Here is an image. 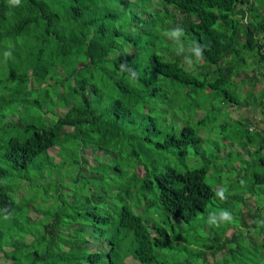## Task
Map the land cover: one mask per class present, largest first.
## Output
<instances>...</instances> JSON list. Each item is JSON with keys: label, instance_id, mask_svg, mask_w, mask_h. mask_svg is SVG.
Masks as SVG:
<instances>
[{"label": "trees", "instance_id": "obj_1", "mask_svg": "<svg viewBox=\"0 0 264 264\" xmlns=\"http://www.w3.org/2000/svg\"><path fill=\"white\" fill-rule=\"evenodd\" d=\"M147 1L0 0V225L9 217L23 229L7 240L0 230L11 264H41L54 244L71 264H166L155 250L170 235L150 210L189 221L216 194L211 167L264 165V0ZM177 26L183 51L163 35ZM190 41L205 46L199 63ZM125 62L138 78L120 70ZM217 130L228 150L218 139L206 154ZM128 144L135 164L123 161ZM88 146L111 156L106 167L84 171ZM152 147L172 148L178 166L160 167ZM190 147L201 166L188 168ZM252 176L251 186L264 183V172Z\"/></svg>", "mask_w": 264, "mask_h": 264}, {"label": "rangeland", "instance_id": "obj_2", "mask_svg": "<svg viewBox=\"0 0 264 264\" xmlns=\"http://www.w3.org/2000/svg\"><path fill=\"white\" fill-rule=\"evenodd\" d=\"M152 1H154V7H156L157 0ZM149 2L150 0H148L143 7L147 6ZM129 6L131 5H129L127 1L126 11L129 10ZM140 7L141 3L134 8V12L137 13L136 11ZM252 74V71H242V75L245 77L251 76ZM235 82H239V80L237 79ZM262 86V82L258 83V90H260ZM248 89V86H246L245 92L242 94L243 98L246 96L245 93ZM198 114L201 116L204 114V110L199 108ZM221 114L227 118V112L225 110L221 111ZM244 115L250 119H257L256 121H260L261 115L259 110L246 109ZM231 116H234V112L231 113ZM243 121L249 123L246 118H243ZM244 126V123L238 125L239 128H243ZM261 126H264V123H261ZM236 127H228L227 132L237 135V133H235ZM254 135L256 136V134ZM207 138V144L211 145L213 148L205 146L206 154H216L214 150L210 151L207 149H215V144L218 139H220L218 144L220 146L225 145L228 150L229 145L221 139L222 137L218 130ZM229 143L232 142L229 140ZM233 148L234 150L238 149L237 142L234 143ZM122 149L123 151L126 150L122 155L123 161L129 163L132 161V163L135 164L134 151L136 147L128 144L125 145V147L123 146ZM56 151L57 148L50 149V153L54 155L55 160H58L59 158L56 155ZM193 151L194 149L190 147L188 157L185 160L188 168L199 167L203 162L202 157L195 154ZM241 151L243 155L245 154V158H248L251 155L252 149H248L247 151L244 149ZM103 153H106L104 149L97 151L90 146L85 148L84 157L87 162L84 164L83 169L86 173H89L87 167H90V165H93V167H106L104 164H108L111 160V156ZM150 155L154 156L155 160L161 158L160 161H162V164L160 167L164 164L178 166L179 159L175 151H172V148L159 150L152 147ZM121 162L122 160L119 159L120 164ZM6 167L9 166L6 165ZM245 167L246 168L242 171L240 167H234V169L231 167H224V169H221V167H211L206 175V181L213 185L216 194L212 198V201L206 206V211L199 213L189 221L177 219L173 215L167 216L163 212H155V208L154 211L153 209L150 210V215L152 213L157 214L153 218L155 223L163 225L170 235V242L166 246L159 247L155 250L157 261H164L166 264H264V183L254 186L249 184L253 179V172H264V165L255 163L253 165H245ZM183 168L184 167H180V169ZM137 171L139 174H142L141 166L137 168ZM110 185L117 187L116 182L110 183ZM106 187L108 188V186ZM93 189H96V187H93ZM97 190H99V187H97ZM99 191L101 192V189ZM219 192H223L225 198L221 199L220 196L217 195ZM238 196L241 197L240 201L238 200ZM90 204H93L92 201ZM55 208L56 207L50 209L52 215ZM243 209L246 212H243ZM222 210L231 213V222H221L219 226L210 225L208 223V218H219L221 214L220 211ZM247 210H250L251 214ZM138 211H140V209H138ZM68 212L69 213L65 216L66 221L69 218L68 215L72 214L71 210H68ZM31 216L33 218L39 217L34 211H31ZM76 217L78 218V216ZM21 220L22 218L19 219L20 222ZM72 225L73 224H69V228L67 229L70 234L73 232ZM0 230L4 231V236H6L5 240L10 236L17 238L19 233L23 231V229L18 228L16 225L14 226L9 217L5 219L4 226L0 225ZM222 242H226L222 250L215 253H212L211 250H207L210 246L215 247L216 245H222ZM91 245L92 247H96L94 242H92ZM3 249L8 251L10 247L4 246ZM45 250L46 249H41L42 252ZM80 250H84L83 245H81L79 250L74 249L75 252ZM204 251H206V253H204ZM0 261L4 262V264H11V259H7V257L3 255L2 250H0ZM41 264H71V262H65L63 260L60 248L54 244L53 253L48 255Z\"/></svg>", "mask_w": 264, "mask_h": 264}, {"label": "clouds", "instance_id": "obj_3", "mask_svg": "<svg viewBox=\"0 0 264 264\" xmlns=\"http://www.w3.org/2000/svg\"><path fill=\"white\" fill-rule=\"evenodd\" d=\"M9 3H10L11 6H19L21 4V0H9ZM163 35L165 37H171L173 39V41H175V43H174L176 45L175 50L176 49H179V51H183L184 50L183 45L181 43H179V38L184 35L183 28H181L179 26L174 27L172 29L164 31ZM190 43L195 45V47L192 48L191 51L196 56V63H199L202 60V58H203V52H204V47L205 46L201 45V44H199V43H197L195 41H190ZM176 54L178 55L179 53L176 52ZM9 55H10V53H9ZM185 60H188V58H185ZM185 60H183L184 63H186ZM186 64L189 65V66L193 65L190 60H188V62ZM120 70L121 71H127L130 74V78L131 79L138 78V72L135 69L130 68L127 62L121 63ZM97 151H101V150H97ZM217 195L220 196L221 199L225 198L223 192H219V193H217ZM220 213L221 214H220L219 218H217V219L208 218V223L210 225L219 226V224L221 222H231L232 216H231L230 212H228L226 210H222V211H220Z\"/></svg>", "mask_w": 264, "mask_h": 264}]
</instances>
